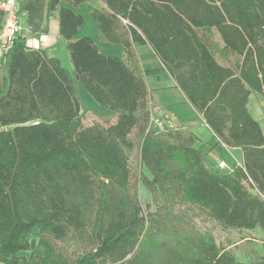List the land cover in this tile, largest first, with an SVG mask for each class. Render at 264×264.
I'll return each mask as SVG.
<instances>
[{"label": "trees", "instance_id": "obj_1", "mask_svg": "<svg viewBox=\"0 0 264 264\" xmlns=\"http://www.w3.org/2000/svg\"><path fill=\"white\" fill-rule=\"evenodd\" d=\"M85 1L49 0L48 13H57L77 85L117 119L84 127L75 82L60 59L16 38L0 96V264H99L108 255H130L144 227L128 200L127 150L137 128L152 176L143 179L148 188L197 205L226 227L264 231V200L245 185L251 180L264 196V134L248 109L252 93L264 96V0H104L106 10L91 14L102 39L122 45L128 59L135 45L152 48L211 131L241 150L233 173L209 168L195 135L160 130L147 112L139 114L149 98L145 80L92 38L76 39L85 19L73 8ZM24 9L30 26L44 12L33 0ZM3 18L0 10V29ZM92 176L107 182L94 224L99 246L74 263L57 259L48 239L36 244L29 237L38 231L61 239L70 227L82 228ZM162 248L150 243L138 264H264L240 262L204 236L180 239L160 257ZM123 264H135V257Z\"/></svg>", "mask_w": 264, "mask_h": 264}, {"label": "rangeland", "instance_id": "obj_2", "mask_svg": "<svg viewBox=\"0 0 264 264\" xmlns=\"http://www.w3.org/2000/svg\"><path fill=\"white\" fill-rule=\"evenodd\" d=\"M27 1L28 0H18L19 20L21 25L26 27L23 29V32L25 31L27 34L29 31L33 36H37V34L41 35L45 33V29L47 28L45 23L46 15L50 14L47 9L49 0H33L44 9V12L37 15L34 21L35 23L32 26L29 25L28 13L24 9ZM97 1L102 4L103 10L105 11V1ZM61 4L65 5V2ZM41 15L42 20H39V16ZM84 17L88 20L86 14H84ZM51 19L52 18H49L47 21L48 26ZM34 28L37 31L35 33H33ZM67 44L68 42H65L64 47L58 45L54 50L53 48L46 49L44 46L42 50H47L49 56H55L60 59L63 66H66L65 69H70V77L74 78V70L71 61H69L70 55L67 50ZM123 60L128 62L129 65L133 62L128 59L127 55ZM4 66L5 63L0 67V96L4 94L7 85L6 76L2 70ZM77 93L82 104L81 118L84 127L102 128L106 125L105 121H109L110 123L116 121L117 116L113 112L106 109H97L94 106V100L83 87L77 88ZM146 112L149 114L150 119L152 115H154L163 120L162 117L152 111L149 98L145 110L139 114L141 115ZM199 115L202 117L201 114ZM178 118L172 117L171 121H163L169 127H180L187 133L197 137V141L201 144L199 150H201L204 155L205 163L209 168L218 170L217 161L220 158L225 159L228 167L233 170L242 165V161L239 158V149L233 151L232 148L228 147L227 144L219 139L206 125L208 135L200 134L197 136V134L193 132L191 126L183 121L184 119ZM129 139L133 142V149L127 150L133 173L131 187L128 192L129 206L130 209H132V206L135 204V210L137 208L140 209L139 216L144 221V227L141 231L137 246L124 260H117L116 255H108L102 258L99 264H123L125 261L132 260L134 257L135 264H138L139 259L137 256L141 255L140 252L142 249L147 248L150 243L163 247L160 256L162 257L165 256L166 250L176 246L178 240L189 236L212 238L220 248L229 250L236 260L243 263H254L264 259V231L261 228L258 227L254 230H245L226 227L214 220L205 209L177 197L162 195L158 189L148 188L144 184L143 179L147 178L152 180V176L147 168L144 167L141 160V139L138 128L132 131ZM215 149L217 150L215 151ZM228 149L229 151H233L230 157H227L225 154V152L231 154ZM212 151L215 152L210 156ZM230 169L221 172L231 173ZM103 183L107 182L100 177L92 176L90 179V185L87 189L88 200L84 206L85 214L82 228L76 229L70 227L65 237L61 239L55 238L50 233H39L35 231L30 235V241H35L37 244L41 237L48 239L54 247L56 258L66 260L70 263H74L85 254L95 251L100 241L97 234L94 232V224ZM108 185V189L113 193L112 186H110V184ZM245 185L249 188L248 184L245 183ZM129 214L132 216L133 211L130 210ZM155 261L158 260L153 259V262Z\"/></svg>", "mask_w": 264, "mask_h": 264}, {"label": "crops", "instance_id": "obj_3", "mask_svg": "<svg viewBox=\"0 0 264 264\" xmlns=\"http://www.w3.org/2000/svg\"><path fill=\"white\" fill-rule=\"evenodd\" d=\"M17 5H18V0H17ZM64 6L73 8L71 5L66 3ZM73 9L74 11L78 12L83 16L84 14H86L88 18L87 20L86 17H84L85 19L84 25L78 31L76 39H80L83 37H90L93 40L97 41L100 50L106 55L116 56L122 59L126 58V53L122 45L109 43L102 39V36L99 31L98 23L93 19L91 15L92 12L96 9L103 10V6L100 2H98L97 0H87L81 5H79L77 8H73ZM51 15L48 14L46 15L45 25L47 26V28L45 29L46 30L45 33L41 34L39 37L33 36L29 31L27 34L25 31L23 32V29H25L26 27H23L20 23L21 33L19 36L26 39L28 46L35 49H43V47L45 46L44 48L46 49L53 48V50L58 45H62L64 47L65 41L59 34V20L57 17V13ZM49 18L52 19L49 22V26H48L47 21ZM133 53H134V59L132 60L133 62L131 63L130 66L135 71V73L138 76L142 77L147 83L149 90V100L152 111H154V113H156L158 116L162 117L165 122L171 121L172 117L173 118L179 117L178 119H182V120L184 119L183 121L187 123L189 126H191L193 132L197 134V136H199L200 134L208 135L206 128L207 124H205L203 117H201L197 113V111L188 103L181 90L177 87L170 73L167 71V69L161 63V61L156 57L152 48L149 45H143V46L135 45L133 47ZM9 62H10V55L9 58L5 61V66L2 69L5 73L6 79L8 78ZM64 68H66L65 65ZM69 70L70 69H68L67 72L70 76ZM71 79L75 82L76 88L82 87V86L78 87L77 82L75 80V76L74 78ZM262 97L263 95L261 94L255 92L252 93L249 97L248 109L250 114L254 117V119L260 123L264 134V97L263 98ZM94 103H95L94 106L97 109H99L100 106L95 101ZM200 145L201 144L199 143V141H197V144L195 146L197 149H200L199 148ZM216 150L217 149H215V151ZM236 150L237 149H233V151ZM215 151H212V153H210V156H212V154H214ZM233 151L231 150L229 152L231 154H228L225 151L224 152L227 157H230ZM239 151H240L239 158L240 160H242V152L241 150Z\"/></svg>", "mask_w": 264, "mask_h": 264}, {"label": "built area", "instance_id": "obj_4", "mask_svg": "<svg viewBox=\"0 0 264 264\" xmlns=\"http://www.w3.org/2000/svg\"><path fill=\"white\" fill-rule=\"evenodd\" d=\"M0 10L4 12V18L0 29V67H1L4 65L5 61L9 58L14 42L21 33V25L19 20V10L17 5V0H0ZM151 122L155 127L159 128L160 130H164L166 127H169L167 124H165V122L161 118L154 115H152L151 117ZM217 169L223 171L230 168L228 167L225 159H219L217 161ZM230 171L233 172L234 170L230 169ZM246 184H248L251 193L261 196V198L264 200V196L261 195L254 186H252L253 182L251 180Z\"/></svg>", "mask_w": 264, "mask_h": 264}]
</instances>
